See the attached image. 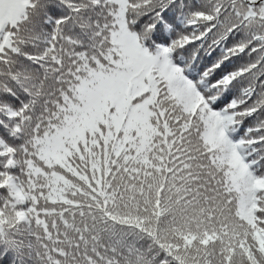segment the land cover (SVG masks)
Segmentation results:
<instances>
[{
	"label": "snow or ice",
	"instance_id": "6c2138e0",
	"mask_svg": "<svg viewBox=\"0 0 264 264\" xmlns=\"http://www.w3.org/2000/svg\"><path fill=\"white\" fill-rule=\"evenodd\" d=\"M0 264H264V0H0Z\"/></svg>",
	"mask_w": 264,
	"mask_h": 264
}]
</instances>
